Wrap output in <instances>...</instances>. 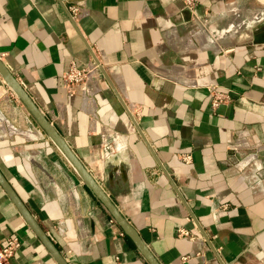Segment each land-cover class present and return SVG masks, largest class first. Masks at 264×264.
I'll return each instance as SVG.
<instances>
[{
	"label": "crops",
	"instance_id": "crops-1",
	"mask_svg": "<svg viewBox=\"0 0 264 264\" xmlns=\"http://www.w3.org/2000/svg\"><path fill=\"white\" fill-rule=\"evenodd\" d=\"M0 58L160 264H264V0H0ZM0 171L68 264H149L1 73ZM10 235L59 264L0 185Z\"/></svg>",
	"mask_w": 264,
	"mask_h": 264
},
{
	"label": "water",
	"instance_id": "water-1",
	"mask_svg": "<svg viewBox=\"0 0 264 264\" xmlns=\"http://www.w3.org/2000/svg\"><path fill=\"white\" fill-rule=\"evenodd\" d=\"M70 14V13H69ZM70 17L73 19L72 15ZM97 59V58H96ZM100 69L102 70L103 74L110 82L111 86L115 90L116 96L125 108L127 114L133 121L134 125L138 129L141 136L145 139V136L139 127L136 119L134 118L133 114L131 113L130 109L125 104L123 98L111 82L107 72L100 64L98 59L96 60ZM0 73L3 76L6 84L15 92L17 97L23 102V104L27 107L35 121L38 125L43 129V131L48 135V137L57 145V147L61 150V152L65 155L68 161L73 165V167L78 172L79 176L82 178L84 183L89 187V189L93 192V194L100 200V202L105 206V208L109 211V213L113 216L116 222L120 225V227L124 230L126 235L134 242L137 249L141 252V254L145 257V259L149 262V264H160L154 255L151 253L147 245L143 242L141 237L139 236L136 229L123 217L117 207L113 204L107 193L101 187V185L93 178V176L89 173L83 163L78 159L75 155L72 148L69 146L65 138L57 131L56 127L53 123L47 118L45 113L40 110V108L36 105L18 79L11 73L8 67L0 58ZM146 140V139H145ZM161 165V164H160ZM164 173L169 177L170 181L172 182L173 186L177 190L179 196L183 199L181 193L179 192L175 182L170 177L168 172L166 171L165 167L161 165ZM0 185L3 187L4 191L10 197L12 202L15 204L17 209L20 211L24 219L27 221L29 226L35 232V234L39 237L48 251L52 254V256L56 259L59 264H68L65 258L60 253L59 249L55 245V243L51 240V238L47 235V233L43 230V228L39 225L35 217L32 213L28 210L24 202L12 188L10 183L4 177L2 172L0 171Z\"/></svg>",
	"mask_w": 264,
	"mask_h": 264
},
{
	"label": "built area",
	"instance_id": "built-area-1",
	"mask_svg": "<svg viewBox=\"0 0 264 264\" xmlns=\"http://www.w3.org/2000/svg\"><path fill=\"white\" fill-rule=\"evenodd\" d=\"M184 1L187 9L193 11L195 0ZM69 10L73 19L77 20L81 17L82 12L78 6L73 4ZM96 69H98V66L95 64L91 70ZM90 73H92L90 69L78 68L76 63L73 62L69 71L64 76L65 86L72 92L76 87L84 84L89 79ZM210 96L214 108H218L231 101L230 95L219 87H212L210 89ZM185 160L190 161L191 156H186ZM21 247L22 243L17 235H10L5 238L0 236V264H14L13 259Z\"/></svg>",
	"mask_w": 264,
	"mask_h": 264
}]
</instances>
